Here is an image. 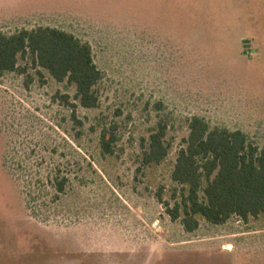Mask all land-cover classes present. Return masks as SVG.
I'll list each match as a JSON object with an SVG mask.
<instances>
[{
	"label": "rangeland",
	"instance_id": "374dc122",
	"mask_svg": "<svg viewBox=\"0 0 264 264\" xmlns=\"http://www.w3.org/2000/svg\"><path fill=\"white\" fill-rule=\"evenodd\" d=\"M39 27L90 45L99 102L31 57L0 76V264H264V217L188 233L167 213L192 117L264 148V0H0L1 33Z\"/></svg>",
	"mask_w": 264,
	"mask_h": 264
},
{
	"label": "trees",
	"instance_id": "16d2710c",
	"mask_svg": "<svg viewBox=\"0 0 264 264\" xmlns=\"http://www.w3.org/2000/svg\"><path fill=\"white\" fill-rule=\"evenodd\" d=\"M25 57H31L35 66L56 82L74 86L81 107H97L95 87L102 75L88 43L50 27L20 30L10 36L0 32V76L17 71L19 58ZM188 128L171 174L185 194L173 209H167L168 215L173 220L181 217L188 233L197 230V216L214 226L233 216L244 222L264 217V148L242 131L212 128L200 117H192ZM165 135L166 127L160 125L150 135L143 152L144 165L160 164L167 157ZM113 141L114 135L104 130L100 139L104 154H113ZM54 185L57 196L63 194L65 180Z\"/></svg>",
	"mask_w": 264,
	"mask_h": 264
}]
</instances>
